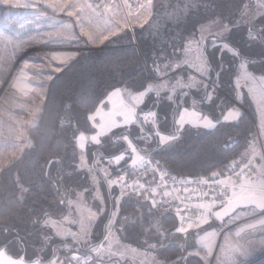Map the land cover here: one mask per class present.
Returning a JSON list of instances; mask_svg holds the SVG:
<instances>
[{
    "label": "rangeland",
    "instance_id": "rangeland-1",
    "mask_svg": "<svg viewBox=\"0 0 264 264\" xmlns=\"http://www.w3.org/2000/svg\"><path fill=\"white\" fill-rule=\"evenodd\" d=\"M66 2L68 0H7L6 3L0 4V171L12 159L19 157L25 149L32 146L27 131L39 124L47 89L54 75L76 59L79 54L86 55L98 51L104 47L105 43L117 35L120 37L126 31L133 33L134 28L144 26L150 17V12L138 8V5L144 4L146 0H70L76 7L61 10ZM90 2L93 6L96 4L108 5L110 10L97 8L93 11L86 7L87 4H91ZM250 2L254 4L256 0H249ZM16 4L28 5V7H14L13 5ZM68 11H75L77 14L68 16ZM132 13H139V15ZM259 16L264 15L257 13L252 24L258 21ZM107 17L110 18L108 24L105 22ZM106 24L109 27H106ZM209 31L216 32V26L210 25ZM112 32H115L116 35H112ZM104 37H108V39H104ZM195 37L196 34L187 39L192 41L188 52L190 60L188 66H182L167 75L151 79V83L154 85L167 84V88L161 90L160 97L157 98L158 102H169L167 96L172 93L168 89L175 87V93L171 100L174 108L168 114L167 121L160 123L157 116L153 118L148 115L149 112L156 113L154 108L146 110L145 104L148 96L143 98V103H137L133 99L137 93L126 88H120L119 93H116L115 90L110 92L97 110L90 115L95 119L88 120L91 131L85 132V136L96 135L98 132H106V135L99 136L100 145H86L87 165L80 169L87 172L89 176V184L85 188L87 191L77 192L68 198L65 216L62 219H52L57 223V228H39L38 233L34 235L37 237L36 251L33 252L36 253V259H51L52 253H55V256L60 259H64L65 255L72 254L94 257L95 254L91 253L86 245H74L70 235L66 236V240H63L55 233L56 231L65 234L76 233L79 231L80 225L72 221L83 220L84 224L88 225L90 213H98L99 218L95 226L89 229L88 239L94 246L104 244V249H102L104 262L168 264L160 259L158 245L153 250L148 247L146 241L143 244H138L134 239H138L139 235L132 233L131 230L126 231L127 224L121 226L117 223V206L108 211L109 218L107 216L106 222L102 219L108 210L106 194L102 188L99 174L88 171L89 168H92L87 156L88 150L90 147L99 150L106 138H119L121 133L128 135L139 154L144 157L145 161L150 162L148 164L162 167L152 161L151 151L153 149H170L185 135L192 136L200 132L214 131L220 123L232 125L237 121L232 120L229 112L236 109L241 113V116L246 114L253 119L254 132L247 148L238 160L226 167V170L216 172L219 175L213 173L206 177L214 175L228 180V184L232 188L229 199H232L233 193L241 194L242 185L245 189H256V195H260L258 188L261 180L264 179L261 176V173L264 172V168L261 167L264 165V160L260 158L261 155H264V82L240 78V87L237 88L236 82L240 76L239 61L237 60V64L234 66L231 52L224 50L221 44L217 53H214L213 37L207 33H205V43L201 47L205 49L206 41L211 39L212 43H209L206 51L212 62V68L215 70L209 71L207 77H201L196 72V65L199 63L197 59L199 49ZM132 47H136V44H133ZM217 65L220 68H217ZM233 69L234 76L231 74ZM217 71H219V75L225 72L233 78V93L227 94L221 89L223 83L221 80L224 78L220 80L217 77L215 79L213 73L216 74ZM249 71H252L251 66H249ZM253 74L257 75L255 72ZM189 76L195 77L196 80L203 78L206 83L215 87L211 102L208 100L203 102L205 92L199 86L183 87L189 83ZM178 79L179 83H177ZM133 108L135 122L129 121L125 124V116L121 113L129 114ZM184 109H188V111L185 112ZM193 112L198 113L199 116L193 115ZM181 116L184 117L183 122L180 121ZM203 117L210 119L215 127L203 126L200 122ZM114 123L119 124L120 127L113 126ZM109 128L110 131H108ZM157 131L161 135L175 134L178 139L169 144H161L159 137L155 134ZM164 131L169 134H164ZM123 142L128 147L127 142ZM253 144L259 155L253 156L249 147ZM246 152L247 155H245ZM123 155L125 158L119 164L115 163L113 159L106 162L99 158L95 160V167L104 178L107 188L115 200V205L125 197L131 198L127 195L126 190L122 189L119 178H124V176L129 179L133 178L132 158H135V155L133 154L132 158H129V153ZM122 170L123 172H120ZM235 173L241 174L242 177L232 179ZM110 180L118 182L109 185L108 181ZM149 182L154 184L156 180L151 176ZM150 184L146 182L147 186ZM141 195L140 198L131 199L148 202L150 205L151 197L147 196L145 192ZM178 196L188 198L192 195L179 193ZM203 196L210 198L207 202L200 204L206 217H200L197 210L192 212V222L187 231H177L185 234V239L181 241L176 237L169 238L167 239L168 243L181 248L186 256L202 258L205 264H264V225L260 223L264 221V213H259L254 209L238 211L240 213L235 217L219 224L213 219V214L221 208L219 204L221 195L216 191H210ZM68 201L72 203H68ZM162 212L171 213V210L166 205ZM109 219L114 220L115 223L111 228V234L105 240L107 232L105 225ZM249 225L255 226L249 227ZM101 231L103 232L101 233ZM45 237H52V239L45 244ZM65 243L71 247V252H69V248L64 247ZM204 245H209L211 251L208 252ZM81 247L85 251H80ZM42 249L43 251H41ZM109 249L114 254L111 257L108 254ZM197 252L199 255L196 254ZM22 256L24 257V255ZM9 257L11 256L5 251V255L0 260L3 261V264H7ZM185 261L183 260V263Z\"/></svg>",
    "mask_w": 264,
    "mask_h": 264
},
{
    "label": "trees",
    "instance_id": "trees-1",
    "mask_svg": "<svg viewBox=\"0 0 264 264\" xmlns=\"http://www.w3.org/2000/svg\"><path fill=\"white\" fill-rule=\"evenodd\" d=\"M191 3L192 0H153L149 20L143 27L134 28L133 33L126 31L91 54H79L54 75L47 89L39 124L27 131L32 146L0 171V247L11 257L17 259L24 255L25 259H36V253L33 252L36 251L37 237L34 235L41 226L33 225L32 220L43 219L44 213L51 219H62L67 211L68 198L88 186L89 176L77 167L79 159L74 155L72 145L74 135L91 131L87 116L93 114L113 90L126 88L133 93L144 91L145 83H151V76L157 75L152 70L153 52L158 56H167L173 44L182 47L187 39L195 36L196 25L210 22L213 16L229 20L241 16L249 0H216V6L211 10L197 11H190ZM249 27V24L241 21L227 42L248 51ZM251 27L254 30L264 28V16H259ZM209 43H212L211 39L206 41L205 50ZM133 44L136 47H132ZM220 44V40L215 42L214 53H217ZM255 50L259 51L258 48ZM233 61L235 66L237 59L233 57ZM231 71L234 76V69ZM214 76L217 79L215 73ZM218 77L220 80L224 78L221 80V89L227 94L233 93V78L225 72ZM145 105L146 110L155 109L160 123L167 121L168 114L174 108L171 101L158 102L152 94L147 97ZM252 120L243 114L232 125L220 123L214 131L185 135L170 149H153L152 161L166 168L176 178L206 177L223 172L247 148L254 132ZM164 134L169 133L164 131ZM92 148H89L87 156L93 172L100 176L108 206L106 215L101 218L106 222L108 211L117 206V223L126 225L125 218L135 221L134 227L125 230L139 235L138 239H134L138 244L146 241L158 245L159 256L163 261L177 264L183 256L186 261L180 264H205L202 258L186 256L181 248L168 243L169 238L176 237L183 241L186 237L177 232L176 214L156 211L148 202L126 197L115 205L104 178L95 167V160L99 158L106 162L114 156L128 154L124 151L127 148L125 142L120 138H106L99 150ZM45 173L48 175L45 176ZM57 174L63 177L62 184L55 182ZM48 176L53 177V180L49 181ZM21 186L27 192H21ZM61 200L65 203L61 204ZM4 229H8L6 235ZM17 235L21 243L16 242ZM80 251L85 249L81 247Z\"/></svg>",
    "mask_w": 264,
    "mask_h": 264
},
{
    "label": "snow or ice",
    "instance_id": "snow-or-ice-1",
    "mask_svg": "<svg viewBox=\"0 0 264 264\" xmlns=\"http://www.w3.org/2000/svg\"><path fill=\"white\" fill-rule=\"evenodd\" d=\"M7 0H0V4L6 3ZM153 4V0H146L144 4L138 5V8L144 9L145 11L150 12L151 6ZM14 7H28V5H13ZM216 6V0H192V3L190 5V11H197L200 9H207L211 10ZM76 5L72 4L70 0L68 2L64 3L61 10L64 9H72L75 8ZM86 7L92 8L93 11L97 8H103L105 10H110L108 5L105 4H96L93 6L92 4H87ZM128 7H131V5H128ZM259 13L260 15H264V0H256V2L246 4L244 6V10L241 16L235 18V19H227L222 17L213 16L210 19V22L205 23H198L196 25L195 31H196V37L195 42L197 44V47L199 49V55L197 57L199 63L196 65V72L201 75V77H207L209 74V71L215 70L212 68V62L209 58V54L205 49H203L201 46L205 43V33L208 35H211L213 37V43L215 44L216 40L221 41V47L224 50L230 51L232 56L236 58L239 61V70H240V76L237 79L236 87H240L239 79H251V80H259L261 82H264V28H261L259 30H254L253 27H251L253 20L256 17V14ZM77 13L75 11H68V16H75ZM133 15H139V13H132ZM243 21L244 23H247L250 25L248 29V40L249 45L248 51L242 50L239 46L233 45L228 41V38L230 34L233 32V30L238 26V24ZM210 25H215L217 28L216 32H210L209 27ZM143 27V25H141ZM112 35H116L115 32H112ZM104 39H108V37H104ZM167 41H162V43ZM191 40H187L183 43L182 47H176L174 44L172 46V51L167 55H156L155 52H153L152 56V64H153V71L157 74L156 77H153L151 79L158 78L161 75H167L171 71H175L179 69L182 66H188L190 63L188 52L191 47ZM258 48L259 51H256L255 49ZM162 52V49L160 50ZM55 59V57H53ZM163 61V63H161ZM249 66H251L252 71H249ZM217 68H220L219 65L216 66ZM257 73V75H254L253 73ZM217 77L219 76V71L216 72ZM189 83L183 85V87H196L199 86L202 88L205 92V99H207L209 102H211L213 94L215 93V87L210 85L209 83H206L205 80L202 78L200 80H196L195 77L189 76L188 77ZM179 79L177 80V83H179ZM144 91L138 92L135 96H133V99L137 101V103H143V98L146 96H149L150 94H154L156 98L160 97L161 90L167 88L166 83L157 84L154 85L152 83H145ZM170 95L167 96V99L169 101L172 100L173 94L175 93V87H172L171 89H168ZM121 90L116 89L115 92L119 93ZM185 112L188 111V109H184ZM125 116V124H127L129 121L135 122V113L134 108L130 110L129 114L121 113ZM149 116H152L155 118L156 113L155 112H149ZM193 115L199 116L198 113L193 112ZM229 116H231L233 121H238L241 118V113L233 109L229 112ZM94 116H87V120H94ZM180 121H184V117H180ZM203 126L205 127H215V125L212 123L210 119L207 117H203L200 121ZM143 123V122H142ZM115 127H120L119 124H115ZM111 129L109 128L108 131ZM105 134L106 132H98L96 135L92 136H85L84 132H80L79 135H74L72 145H73V152L74 155L78 157L79 164L78 168H84L87 165L86 161V145L88 144H94V145H100L101 141L99 139V136ZM156 136L159 137L161 144H169L171 141L178 139V137L175 134L171 135H161L159 131H157ZM119 138L122 141H126L128 144V147L124 149L125 152L129 153V158H132V155H135V158H132V167H143L146 163H150L149 161H145L144 157L139 154L137 149L133 146L132 141L129 140L128 135L126 134H119ZM251 149V152L253 156L259 155V153L256 152L255 145L249 146ZM78 149V152H77ZM248 153L246 152L245 155ZM124 155L120 154L113 157V160L115 163L119 164L121 160H124ZM261 160H264V155L260 156ZM51 163V162H49ZM251 163V161H249ZM247 167V165H245ZM264 168V165L261 166ZM88 171H93L92 168H89ZM48 174L45 173V176ZM68 175H71V173H68ZM107 175V173H105ZM214 175H219L214 173ZM261 176L264 177V172L261 173ZM49 181L53 180V177L48 176ZM55 182L57 184H62L63 177L57 174L54 178ZM119 180L122 182L123 177H120ZM118 181L116 180H110L108 181L109 185L115 184ZM242 192L240 195H236L233 193L232 199L229 200L228 204L229 206H240L242 204L244 205H253L255 208L259 209L260 211L264 212V179L261 180L259 184V192L260 195H256V189H245L242 185ZM21 192H27V189L23 188V186L20 187ZM57 191L59 192L60 189L57 188ZM71 191V190H66ZM87 191V190H85ZM82 197V193L80 194ZM61 204H64L65 201L61 200ZM68 203H72L71 201H68ZM155 201H152L153 206H155ZM219 215V214H217ZM98 213H90L88 220V225H85L83 220H74L73 223L79 224L80 229L76 233L68 232L67 234L62 233L60 231H56L55 235L61 237V239L66 240V236H71L73 244L74 245H86L89 248V251L91 253H94L93 260L96 262V264H103V254L102 249H104V244H97L92 245L89 241V229L93 228L95 226V223L98 219ZM126 224L128 227H134L135 221H131L128 218H125ZM205 222H207L205 220ZM115 223L114 220L109 219L105 225L107 232L105 235V240H107L108 235L111 234V228L113 224ZM261 225H264V221L260 222ZM33 225H40L42 228H57L58 225L55 221H53L47 213H44L43 219L41 220H32ZM198 226V225H197ZM255 225H249V227H254ZM177 231L184 232L186 229L179 228ZM8 229H4L5 235L7 234ZM162 236L163 233H160ZM52 237H45V244H47L48 241H50ZM16 242L21 243V240L19 236L16 237ZM65 248H69V252L72 251L71 247L67 245V243L64 244ZM148 247L155 250L156 245L155 244H148ZM208 249V252L211 251V247L209 245H204ZM161 248H163V244H161ZM43 251V249L41 250ZM108 254L111 257V255H114L111 252V249L108 250ZM199 255V253H196ZM5 255V251L3 247H0V258H2ZM207 255V253H206ZM184 260V257L181 256L179 258V261L177 264H180ZM0 264H3V261L0 260ZM7 264H89V260L87 258V255L81 256L77 254L72 255H65L64 259H60L59 257L55 256V253H52V258L48 259L45 258V260L41 259H25L23 256H18L17 259H12L9 257L7 260Z\"/></svg>",
    "mask_w": 264,
    "mask_h": 264
},
{
    "label": "built area",
    "instance_id": "built-area-1",
    "mask_svg": "<svg viewBox=\"0 0 264 264\" xmlns=\"http://www.w3.org/2000/svg\"><path fill=\"white\" fill-rule=\"evenodd\" d=\"M132 173V179L124 176L123 181H120V185L122 189L126 190L127 195L137 199L145 192L147 196L151 197L150 206L159 212L165 210L166 205H168V209L178 216V228H184L186 231L192 222V212L197 210L200 217H206V213L200 205L210 199L203 196L206 192L216 191L221 195L220 207L226 205L230 200L229 196L232 188L228 184V180H224L219 176L176 178L167 169L148 163L143 167H134ZM151 176L156 180L154 184L149 182ZM241 177V174L235 173L232 179L235 180ZM146 182L150 186H147ZM179 193L191 194L192 196L188 198L186 196L181 197L178 196ZM152 201L156 202L155 206H153ZM87 258L89 264H96L93 257L87 255ZM103 264L114 263L103 261Z\"/></svg>",
    "mask_w": 264,
    "mask_h": 264
},
{
    "label": "water",
    "instance_id": "water-1",
    "mask_svg": "<svg viewBox=\"0 0 264 264\" xmlns=\"http://www.w3.org/2000/svg\"><path fill=\"white\" fill-rule=\"evenodd\" d=\"M246 209H254L259 213H264L262 211H260L259 209L255 208V206L253 205H240V206H229V204L227 203L225 206L221 207L220 209H218L214 214H213V219L219 223V224H223V222L232 217L236 212L241 211V210H246ZM219 214V215H217Z\"/></svg>",
    "mask_w": 264,
    "mask_h": 264
},
{
    "label": "crops",
    "instance_id": "crops-1",
    "mask_svg": "<svg viewBox=\"0 0 264 264\" xmlns=\"http://www.w3.org/2000/svg\"><path fill=\"white\" fill-rule=\"evenodd\" d=\"M86 2H87V1H86ZM90 3L92 4V2H90ZM151 8H152V6H151ZM90 9H92V8H90ZM91 13H92V12H91ZM150 14H151V11H150ZM150 14H149V15H150ZM91 15H93V13H92ZM91 15H89V16H91ZM109 19H110V18L107 17V19L105 20V22H107V24H108V22H109ZM107 24H106V27H109ZM117 37H118V35L115 36L114 38H117ZM114 38H113V39H114ZM111 40H112V39H111ZM205 101H207V99H205V97H204L203 102H205ZM246 210H249V209H246ZM241 211L244 212L245 210H241ZM238 213H240V212H236L231 218H228V219H226L225 221L232 219V218L235 217ZM225 221H224V222H225ZM224 222H223V223H224Z\"/></svg>",
    "mask_w": 264,
    "mask_h": 264
}]
</instances>
